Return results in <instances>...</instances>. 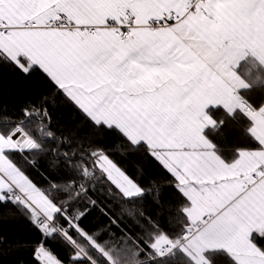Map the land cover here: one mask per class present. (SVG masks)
Instances as JSON below:
<instances>
[{
    "label": "snow or ice",
    "instance_id": "6c2138e0",
    "mask_svg": "<svg viewBox=\"0 0 264 264\" xmlns=\"http://www.w3.org/2000/svg\"><path fill=\"white\" fill-rule=\"evenodd\" d=\"M5 71L45 89L0 117V213L38 231L33 264H264V0H0ZM210 107L250 122L230 162Z\"/></svg>",
    "mask_w": 264,
    "mask_h": 264
},
{
    "label": "trees",
    "instance_id": "16d2710c",
    "mask_svg": "<svg viewBox=\"0 0 264 264\" xmlns=\"http://www.w3.org/2000/svg\"><path fill=\"white\" fill-rule=\"evenodd\" d=\"M45 89L39 81H27L17 77L10 72L0 74V117H7L10 120L20 118L21 110L30 102L35 103L44 93ZM49 108L53 111V120L57 118L60 112L65 111L62 108H51V98L49 100ZM215 117L223 116L226 120L225 125L220 133H214L207 129L205 134L216 145L218 154L230 162L236 155V149L243 148L252 143L251 137L244 130V124L250 126V122H246L240 118L238 123L233 118L227 116L223 109L218 108L212 110ZM66 122V116L61 123ZM0 123L3 120L0 119ZM119 162L126 166L127 170L132 173L138 167H144V161L128 155L127 157H115ZM149 175L145 178L144 183L148 185L151 180H155L156 184L163 189L162 200H167L172 189L164 187V176H153L152 170H148ZM146 212H154L156 205L151 203V198L147 200L143 206ZM0 213V239L4 241L0 245V264H33L32 253L33 247L38 243V231L22 216L7 217L4 213ZM163 223V221H162ZM58 255L66 259L69 254L68 249L58 252ZM214 264H234L232 258L225 251H217L212 254Z\"/></svg>",
    "mask_w": 264,
    "mask_h": 264
},
{
    "label": "crops",
    "instance_id": "0c3cea01",
    "mask_svg": "<svg viewBox=\"0 0 264 264\" xmlns=\"http://www.w3.org/2000/svg\"><path fill=\"white\" fill-rule=\"evenodd\" d=\"M218 108H221V109H223L222 107H215V108H212V107H210L209 109H207V111L211 114V115H213V111L212 110H214V109H218ZM214 116V115H213ZM214 118H215V116H214ZM207 130V129H206ZM206 135V134H205ZM217 154H218V152H217ZM219 155V154H218ZM222 158V157H221ZM227 162V161H226ZM219 251H221V250H219ZM222 251H224V250H222ZM226 252V251H225ZM229 255V254H228Z\"/></svg>",
    "mask_w": 264,
    "mask_h": 264
}]
</instances>
